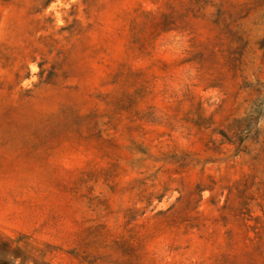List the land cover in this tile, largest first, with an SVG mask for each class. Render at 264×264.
<instances>
[{"label":"rangeland","instance_id":"obj_1","mask_svg":"<svg viewBox=\"0 0 264 264\" xmlns=\"http://www.w3.org/2000/svg\"><path fill=\"white\" fill-rule=\"evenodd\" d=\"M0 264H264V0H0Z\"/></svg>","mask_w":264,"mask_h":264}]
</instances>
